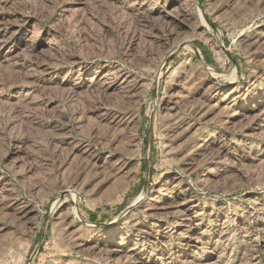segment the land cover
<instances>
[{
    "label": "rangeland",
    "instance_id": "rangeland-1",
    "mask_svg": "<svg viewBox=\"0 0 264 264\" xmlns=\"http://www.w3.org/2000/svg\"><path fill=\"white\" fill-rule=\"evenodd\" d=\"M0 264H264V0H0Z\"/></svg>",
    "mask_w": 264,
    "mask_h": 264
},
{
    "label": "bare ground",
    "instance_id": "bare-ground-1",
    "mask_svg": "<svg viewBox=\"0 0 264 264\" xmlns=\"http://www.w3.org/2000/svg\"><path fill=\"white\" fill-rule=\"evenodd\" d=\"M200 13H201V16H202V22L204 23L203 25H206L207 27H209L210 25H209L208 21H206V19H205V14H204V12L200 10ZM211 28H212V26H211ZM210 72H211V71H210ZM214 97H215V96H214ZM167 188H168V187H167ZM72 195H73V200H74V202H75L76 204H78L76 193L72 192ZM140 201H141V197H138V199L136 200V203H135V204H139ZM170 201H171V200H170ZM170 213H171V212H170ZM20 215H21V214H20Z\"/></svg>",
    "mask_w": 264,
    "mask_h": 264
},
{
    "label": "trees",
    "instance_id": "trees-1",
    "mask_svg": "<svg viewBox=\"0 0 264 264\" xmlns=\"http://www.w3.org/2000/svg\"><path fill=\"white\" fill-rule=\"evenodd\" d=\"M94 220H96V219L94 218Z\"/></svg>",
    "mask_w": 264,
    "mask_h": 264
}]
</instances>
